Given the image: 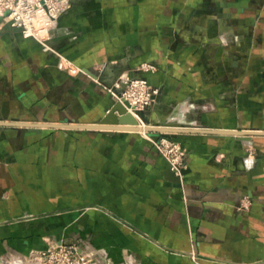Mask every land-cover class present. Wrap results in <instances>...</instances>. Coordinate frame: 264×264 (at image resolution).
<instances>
[{
	"label": "crops",
	"instance_id": "0c3cea01",
	"mask_svg": "<svg viewBox=\"0 0 264 264\" xmlns=\"http://www.w3.org/2000/svg\"><path fill=\"white\" fill-rule=\"evenodd\" d=\"M125 73L158 90L144 121L209 130L170 133L182 176L141 132L0 127V262L264 264V135L227 132H264V0H71L46 46L7 25L0 120L94 124Z\"/></svg>",
	"mask_w": 264,
	"mask_h": 264
},
{
	"label": "built area",
	"instance_id": "2783aa9c",
	"mask_svg": "<svg viewBox=\"0 0 264 264\" xmlns=\"http://www.w3.org/2000/svg\"><path fill=\"white\" fill-rule=\"evenodd\" d=\"M71 7V0H0V30L9 25L18 29L24 38H33L46 46L53 30L62 14ZM143 70H154L150 64H144ZM68 72L74 74L81 71L72 63L68 64ZM118 86V87H117ZM116 89L120 87L117 85ZM121 100L128 102V112L136 115L150 106L158 93L148 81L140 76H125ZM111 92H115L110 89ZM148 135V133H145ZM160 154L169 162L172 171L182 176L185 168V151L178 141L167 136L151 139ZM31 258L43 264H90L95 261L92 253L85 252L79 244L63 242L50 244L46 250L38 251Z\"/></svg>",
	"mask_w": 264,
	"mask_h": 264
},
{
	"label": "water",
	"instance_id": "95a60500",
	"mask_svg": "<svg viewBox=\"0 0 264 264\" xmlns=\"http://www.w3.org/2000/svg\"><path fill=\"white\" fill-rule=\"evenodd\" d=\"M115 93H117L118 98L116 99L115 103L107 109L106 116L101 118L98 122L94 124H80L79 122H73V123H30V122H19V121H4L0 120V127H25L32 131H40L43 127H49V128H78V129H88V130H100L107 133H113L116 130L121 131H139L138 128H134L138 126V120L136 117L128 112L126 105L128 106V102L125 100H121L122 94L118 92V90L115 88L113 90ZM171 125L165 124L162 127L159 126H148L145 128L146 133L151 132H162L163 135L167 137H172V134L170 133H178L179 131H209L201 128H193L188 126H181V129L179 128L177 132H172L169 130ZM228 133L240 136L242 138L247 139V137L251 135H264V132L261 131H227Z\"/></svg>",
	"mask_w": 264,
	"mask_h": 264
},
{
	"label": "rangeland",
	"instance_id": "374dc122",
	"mask_svg": "<svg viewBox=\"0 0 264 264\" xmlns=\"http://www.w3.org/2000/svg\"><path fill=\"white\" fill-rule=\"evenodd\" d=\"M144 65V64H143ZM143 65H141V66H139V68H138V70H143V68H142V66ZM67 67H68V65H67ZM143 71H145V70H143ZM125 76L127 77V76H129L128 74H122V76H121V78H120V80H119V82H117L116 83V86L117 85H120V87L119 88H117V90H118V92L119 93H122L123 92V84H124V78H125ZM118 87V86H117ZM115 96H116V98H118V96H117V93H115ZM151 106V105H150ZM150 106H148L147 108H146V110H145V112L147 111V109L150 107ZM143 134H145V133H143ZM147 136V138H148V140L149 141H151L152 142V140L151 139H159V138H161L162 136H164V135H161V136H159V137H153V136H151V135H146ZM169 138H171V137H169ZM173 139V138H172ZM173 140H175V139H173ZM176 141V140H175ZM153 143V142H152ZM179 143V142H178ZM180 144V146H181V148L185 151V153H186V149L181 145V143H179ZM153 145H154V143H153ZM155 146V145H154ZM155 148H156V150H158L157 149V147L155 146ZM158 152H159V150H158ZM160 153V152H159ZM184 163H185V165H186V161H185V157H184ZM187 166V165H186ZM250 205H251V203L249 202V200L247 199V198H245L244 199V201H243V203H242V206H240V209H249L250 208ZM6 260V259H5ZM6 262L7 263H13V264H15V263H20V264H43V263H41V262H39V260H35V259H33V258H31V256H28V257H25V256H9L8 258H7V260H6Z\"/></svg>",
	"mask_w": 264,
	"mask_h": 264
},
{
	"label": "bare ground",
	"instance_id": "6f19581e",
	"mask_svg": "<svg viewBox=\"0 0 264 264\" xmlns=\"http://www.w3.org/2000/svg\"><path fill=\"white\" fill-rule=\"evenodd\" d=\"M64 68H66V64H65V66H64ZM145 112V111H144ZM144 112H137L136 113V115L138 116V117H136V119L138 120V126H136V127H134V128H138L139 129V131H132V132H141V133H146L144 130H145V128L146 127H148V126H155L156 124L154 123V124H150V123H147L146 121H144V119H143V114H144ZM159 126V125H158ZM117 131H121V130H117ZM131 132V131H130ZM0 264H6L5 263V261L3 260V261H1L0 262ZM11 264H13V263H11ZM18 264H20V263H18Z\"/></svg>",
	"mask_w": 264,
	"mask_h": 264
}]
</instances>
